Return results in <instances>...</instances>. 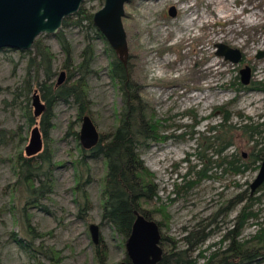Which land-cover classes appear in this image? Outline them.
<instances>
[{
    "label": "rangeland",
    "instance_id": "1",
    "mask_svg": "<svg viewBox=\"0 0 264 264\" xmlns=\"http://www.w3.org/2000/svg\"><path fill=\"white\" fill-rule=\"evenodd\" d=\"M83 2L92 12L103 4V0ZM171 5L177 10L174 17L167 13ZM225 6L238 15H229ZM124 9L129 77L138 85L141 101L160 120L165 133L175 135L140 151L158 190L157 197L141 200L140 207L150 211L153 220L160 221L161 238H165L160 244L163 251L186 248L183 237L198 223L213 230L202 246L205 247L230 229L242 204L226 210L227 201L249 186L256 171L233 175L213 164L212 176L193 185L189 183L195 179L189 175V166L195 165L194 169L201 166L193 153L197 141L207 134V126L220 121L218 106L235 98L228 108L233 114L232 124L264 120V88L238 92L233 84L236 76L239 80V69L248 65L251 78L247 85L251 82L264 85V56L256 57L264 50V0H131ZM62 29L74 64L78 63L86 45L85 33L75 26ZM39 36L53 54L54 81L57 83L59 73L64 71V82L65 53L54 35ZM218 42L238 48L242 53L240 62L231 63L217 55ZM93 46V72L88 75L85 88L89 112L83 116L92 119L100 135L117 126L122 97L119 85L108 73L111 57L106 44L94 40ZM30 55L33 52L0 50V128L15 130L20 126L22 135L20 141L15 138L0 143L1 264H49L39 253L48 250L59 258L56 264H99L97 245L98 249L105 247L104 264H117L126 257L125 242L110 223L101 222L106 163L81 151L78 137L81 119L77 118L75 104L60 101L52 108V128L47 141L55 164L52 191L34 206L26 203L28 194L17 182L16 157L19 153L26 156L30 131L35 126L39 129L38 117L33 125L27 121L23 97L16 105L11 102L12 90L25 78ZM31 101L30 97L29 108L33 112ZM232 132L233 145L223 154L237 152L246 156L252 145L248 134L239 129ZM44 147L43 139L40 152ZM211 154L206 152L212 160L217 159ZM187 157L189 161L185 162ZM78 184L91 204L84 213L80 211L82 197L76 189ZM255 195L260 202L254 210L264 225V189ZM220 207L223 210L216 213ZM91 224L99 226L98 244L92 240ZM253 231L249 222L242 236ZM16 238L31 243L38 252L33 255L30 249L20 247ZM253 264H264V260L259 258Z\"/></svg>",
    "mask_w": 264,
    "mask_h": 264
},
{
    "label": "trees",
    "instance_id": "2",
    "mask_svg": "<svg viewBox=\"0 0 264 264\" xmlns=\"http://www.w3.org/2000/svg\"><path fill=\"white\" fill-rule=\"evenodd\" d=\"M92 15V10L87 9L83 2L75 14L62 20L60 29L54 34L65 53L62 67L67 70V75L63 83L57 84L54 81L53 54L40 36L35 38L31 49L26 51L28 54L33 52V55H30L27 61L23 82L11 92V102L16 105L20 97L24 98L26 119L29 124L33 125L35 116L29 108V100L33 91L37 90L41 101L45 104L44 111L38 116V125L45 147L35 156H23L21 153L17 155V182L22 184L28 194L26 203L34 206L52 191V171L55 164L52 161L51 149L47 144L48 132L52 128V108L60 101L75 104L78 119L89 112L85 88L87 77L93 72L91 69L94 59L93 41L103 40L111 57L108 73L111 79L119 85L122 106L117 126L110 132L100 134L97 144L91 149L82 148L81 151L84 154L88 152L92 158H101L106 163L101 222L110 223L125 242L131 231L135 211L152 219L150 211L142 209L140 202L157 197L158 191L152 172L140 157V151L152 143L165 141L175 135L165 133L160 120L155 118L141 101L138 95L139 87L130 79L127 64L124 65L118 59L104 36L93 25ZM68 26L79 27L85 33L86 45L79 54V62L75 64L70 44L62 29ZM235 79L233 84L237 85L238 92L247 88H264L261 82L242 85L237 76ZM234 100L235 98L217 107L221 113L220 121L209 124L205 130L207 134L201 137L202 141H197L193 155L200 161L201 166L198 169H194L195 165L189 166V175L192 174L195 178L189 183L194 185L202 179L210 178L213 164L222 167L223 172L233 175L258 170L264 157V120L246 121L239 125L232 124L230 121L233 114L228 108ZM233 129L247 133L248 140L252 142L246 156L237 152L229 155L223 154L233 145ZM74 134L77 135V132ZM21 136L20 126L15 130L0 128L1 144L8 143L15 138L20 141ZM208 151L212 152L211 156L216 155L217 159L212 160V157L206 155ZM184 160L189 161L188 157ZM78 186L79 184L76 189L82 197L80 211L84 213L91 204L86 191ZM261 189H264V183L253 194H250L248 186L227 201L226 210L237 204H242V206L233 217L230 229L221 234L218 241L202 247L213 230L207 228V224L198 223L193 230L188 231L187 236L183 237L186 248L163 251L162 258L157 264H253L259 258L264 260V225L258 221V211L254 210V206L260 202V197L255 194ZM222 208L220 207L216 213H220ZM249 222L254 226V231L243 237L242 232ZM157 223L160 225V221ZM164 239L161 238L162 241ZM15 240L20 247L30 249L33 255L36 253L37 250L31 246V243L22 242L21 238ZM104 248L98 249V245L96 248L99 264H104L106 261ZM39 253L48 260L49 264H56L59 261V258L52 256L54 252L51 250L39 251ZM124 260L129 264L126 257Z\"/></svg>",
    "mask_w": 264,
    "mask_h": 264
},
{
    "label": "water",
    "instance_id": "3",
    "mask_svg": "<svg viewBox=\"0 0 264 264\" xmlns=\"http://www.w3.org/2000/svg\"><path fill=\"white\" fill-rule=\"evenodd\" d=\"M84 0H0V50L12 49L27 51L31 49L37 36L41 34L54 35L61 27L65 17L75 14ZM131 0H103L102 6L93 12L92 23L104 36L118 59L127 64L128 45L122 19L125 15L124 6ZM169 16L177 14L176 7L167 9ZM216 54L231 63H239L242 53L238 48L218 42ZM264 56V50L256 54L257 58ZM241 84L247 85L251 78V68L248 65L240 68ZM65 72L61 71L57 84L64 80ZM31 105L33 114L38 117L45 109V104L34 90ZM83 149H91L99 140V133L88 115L81 118L78 132ZM43 146L42 133L38 127L30 131L28 144L25 146L26 156H35ZM264 183V157L252 181L249 183L250 194H253ZM131 226V231L125 241L126 258L129 264H157L163 254L159 224L146 218L137 211ZM92 240L100 241L98 224L89 226ZM117 264H127L122 260Z\"/></svg>",
    "mask_w": 264,
    "mask_h": 264
},
{
    "label": "bare ground",
    "instance_id": "4",
    "mask_svg": "<svg viewBox=\"0 0 264 264\" xmlns=\"http://www.w3.org/2000/svg\"><path fill=\"white\" fill-rule=\"evenodd\" d=\"M225 7H227V12H229V15L231 14V16L233 15L234 17H236L237 15H238V13H236V12H233V11H231L229 8H228V6H225ZM230 16V17H231ZM232 20V19H231Z\"/></svg>",
    "mask_w": 264,
    "mask_h": 264
},
{
    "label": "flooded vegetation",
    "instance_id": "5",
    "mask_svg": "<svg viewBox=\"0 0 264 264\" xmlns=\"http://www.w3.org/2000/svg\"><path fill=\"white\" fill-rule=\"evenodd\" d=\"M33 92H34V91H33ZM32 94H33V93H32ZM38 94H39V93H38ZM31 99H32V95H31ZM43 111H44V110H43ZM43 111H42V112H43ZM33 115H34V114H33Z\"/></svg>",
    "mask_w": 264,
    "mask_h": 264
}]
</instances>
